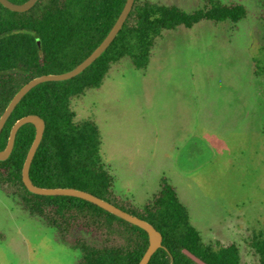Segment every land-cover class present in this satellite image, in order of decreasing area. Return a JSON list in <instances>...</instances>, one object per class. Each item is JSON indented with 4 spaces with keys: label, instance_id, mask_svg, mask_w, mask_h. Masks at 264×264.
I'll return each instance as SVG.
<instances>
[{
    "label": "rangeland",
    "instance_id": "rangeland-1",
    "mask_svg": "<svg viewBox=\"0 0 264 264\" xmlns=\"http://www.w3.org/2000/svg\"><path fill=\"white\" fill-rule=\"evenodd\" d=\"M151 1L185 11L203 3ZM221 1L241 2L246 17L166 31L144 72L120 59L70 107L99 128L114 204L134 212L165 177L203 243H234L242 264H259L251 242L264 235V0ZM79 256L0 187V264H78Z\"/></svg>",
    "mask_w": 264,
    "mask_h": 264
},
{
    "label": "trees",
    "instance_id": "trees-1",
    "mask_svg": "<svg viewBox=\"0 0 264 264\" xmlns=\"http://www.w3.org/2000/svg\"><path fill=\"white\" fill-rule=\"evenodd\" d=\"M125 1L37 0L23 12L0 4V115L31 78L63 72L51 70L60 64H68L67 71L83 60L106 36ZM246 15V7L239 1L203 0L200 8L185 11L173 4L134 0L117 35L90 65L70 79L41 82L21 98L0 131V150L17 119L37 114L45 127L29 167L33 184L74 187L114 204L115 176L102 160L99 128L90 118L75 119L71 101L88 89L98 88L120 59L127 58L144 72L156 42L166 31L191 28L200 21L236 24ZM64 58L71 60L61 63ZM34 135L31 123L17 130L10 155L0 160L2 190L17 198L24 210L55 228L58 240L79 252L78 264H137L148 245L143 229L81 198L39 195L25 188L21 169ZM114 205L148 221L161 233V247L147 264H198L183 253L184 248L208 264H242L234 243L213 246L202 242L165 177L142 206H132L134 212ZM251 244L259 264H264V235L254 236Z\"/></svg>",
    "mask_w": 264,
    "mask_h": 264
},
{
    "label": "water",
    "instance_id": "water-1",
    "mask_svg": "<svg viewBox=\"0 0 264 264\" xmlns=\"http://www.w3.org/2000/svg\"><path fill=\"white\" fill-rule=\"evenodd\" d=\"M37 0H26L21 3L12 2L11 0H0V4L7 9L11 11L16 12H23L28 9H30ZM134 0H126L125 4L119 13L117 19L115 20L114 24L106 34V36L103 38V40L78 64H76L73 68L61 72V73H46L41 74L36 77L31 78L26 83H24L12 96V98L9 100L8 104L6 105L5 109L0 115V131L16 106V104L21 100V98L35 85L45 82V81H62L70 79L77 74H79L81 71H83L88 65H90L105 49L106 47L111 43V41L114 39V37L117 35L118 31L121 29L125 19L127 18ZM36 42L38 45H40V41L38 38H36ZM26 123H31L34 126L35 129V135L33 138V141L27 151L25 160L23 162V166L21 169V180L25 186V188L34 194L39 195H64V196H72L81 198L83 200L89 201L102 209L106 210L107 212L125 220L126 222H129L133 225H136L143 229L147 233V239H148V245L141 256L139 262L137 264H147L150 260L152 254L156 251L157 248L161 247L162 242V235L161 233L148 221L131 214L114 204L88 192L82 189L74 188V187H41L33 184L29 177V167L31 164V161L33 159V156L36 152V149L41 141L45 122L44 120L37 114H27L19 119H17L14 124L12 125L8 140L6 143V146L0 150V160H5L10 155L13 145H14V139L17 130L20 126ZM183 253H185L187 256H189L193 261H195L198 264H208L196 255H194L191 251L184 248L182 249Z\"/></svg>",
    "mask_w": 264,
    "mask_h": 264
},
{
    "label": "crops",
    "instance_id": "crops-1",
    "mask_svg": "<svg viewBox=\"0 0 264 264\" xmlns=\"http://www.w3.org/2000/svg\"><path fill=\"white\" fill-rule=\"evenodd\" d=\"M148 66V65H147ZM110 165H112V164H110ZM112 169H113V167H112Z\"/></svg>",
    "mask_w": 264,
    "mask_h": 264
}]
</instances>
